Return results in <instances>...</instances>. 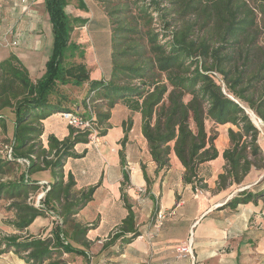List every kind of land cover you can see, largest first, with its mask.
Segmentation results:
<instances>
[{
  "label": "trees",
  "instance_id": "16d2710c",
  "mask_svg": "<svg viewBox=\"0 0 264 264\" xmlns=\"http://www.w3.org/2000/svg\"><path fill=\"white\" fill-rule=\"evenodd\" d=\"M95 1L110 23L111 71L106 78L100 74L89 79L79 104L83 110L72 91L78 85L83 89V76L70 75L66 67L74 24L60 0L43 1L53 32L44 72L33 78L14 53L0 60V200L8 201L6 209L13 214L9 224L16 230L0 233V255L13 252L28 264H66L64 253L85 255L70 240L85 248L89 244L88 226L74 215L92 199L94 186L76 190L72 173L63 169L67 157L80 156L74 146L88 142L89 131L67 124L66 136L48 134L43 143L42 121L53 112L91 118L103 134L102 126L118 102L139 111L156 171L168 167L173 151L184 167L183 181L194 190L207 187L200 165L218 156V132L207 129L208 120L215 126H236L227 128L216 190L241 184L251 169H264L260 132L247 113L249 109L264 124V0ZM156 18L162 22L160 30L152 27ZM92 72L84 77L96 74ZM119 154L123 163L121 150ZM43 170L53 176L48 186L31 177ZM128 180L123 171L121 184ZM122 197L127 214L103 246L117 239L127 243L140 234L132 206L126 194ZM260 197L264 186L254 192L243 189L222 207ZM48 210L60 222L45 235L30 233L28 226L36 217L48 216Z\"/></svg>",
  "mask_w": 264,
  "mask_h": 264
},
{
  "label": "crops",
  "instance_id": "0c3cea01",
  "mask_svg": "<svg viewBox=\"0 0 264 264\" xmlns=\"http://www.w3.org/2000/svg\"><path fill=\"white\" fill-rule=\"evenodd\" d=\"M2 8L0 31L13 26L15 18L17 20L20 14V7L8 8L5 5ZM14 24L20 43L12 47L0 45V48L7 53L6 56L14 53L27 67L29 74L33 78L38 77L44 72L47 59L43 61L39 57L36 60L28 46L33 42L31 33L40 30V22L33 17H25ZM40 69L42 72L39 75L33 72ZM103 71L101 75L108 77L111 65ZM88 81L83 83L80 91L77 86L72 87L77 108L81 110L83 107L79 104ZM42 123L43 143H46L48 134L58 138L68 134L69 127L59 111L48 115ZM218 125L214 127L218 132L214 141L218 156L200 165L199 175L204 177L207 187L195 191L183 181L184 167L173 151L169 154L168 167L156 171V163L150 156L141 132L140 112L118 102L110 110V117L102 126L104 133L99 135L97 142L88 140L76 143L74 150L80 156L67 157L64 162V172L72 173L76 190L94 186L92 199L74 215L76 221L88 226L85 238L89 244L85 248L70 240L75 247L83 248L85 255L64 253L66 264H264V198H257L256 202L240 203L233 208L222 207L243 189L251 192L260 190L264 186V169H255L263 170L255 179H252L254 169H251L241 184L215 190L217 175L224 165L222 151L228 146L227 128L234 126L230 123ZM124 130L126 140L122 144ZM219 138L221 146L217 143ZM123 171L129 177L125 184H121ZM31 177L46 183L53 182L49 170L36 172ZM123 194H126V200L135 213V226L144 235L127 243L117 239L103 246L127 214ZM156 208L166 213L162 225L157 229L151 223ZM47 218L36 217L28 226V231L45 235L50 230ZM190 233L194 239L193 258L176 259L174 245ZM6 257L9 260L0 259V264H28L13 252L6 254Z\"/></svg>",
  "mask_w": 264,
  "mask_h": 264
},
{
  "label": "rangeland",
  "instance_id": "374dc122",
  "mask_svg": "<svg viewBox=\"0 0 264 264\" xmlns=\"http://www.w3.org/2000/svg\"><path fill=\"white\" fill-rule=\"evenodd\" d=\"M2 1H3L2 2L3 8L5 5L8 8L11 7L12 4L11 0H2ZM43 1L44 0H33L31 7L34 9V13L31 14L30 16H26V18L33 17V19H38L40 22L39 24L40 30L31 33V40L33 38V42L31 43L30 46H28V48L31 51V53H33V56H35L36 60L37 59L39 60L40 57L41 59L43 58V61H45L51 53L53 32L51 28L50 16L45 8ZM60 2L63 6L65 13L71 18L74 24L73 31L70 35V44H72V49L68 50L66 55V65H67L66 67L68 69V73L70 75L71 74L78 75L74 77H78L79 79L80 77L83 76L82 77L83 82L89 80L94 76L95 77L100 76V74L104 72L103 70H108V68H110L111 32L109 27L110 23L108 24L109 19L106 11L103 9L102 5L95 0H60ZM17 20L19 21L20 18L18 17ZM17 20L15 18L14 23L17 24L18 22ZM14 23L13 26L15 27ZM161 26H162V22H160L157 18L154 19L152 23V27H154L157 30H160ZM4 31L5 30L0 31V36L3 35ZM36 38L38 39L35 40ZM0 55H1L0 59H2L7 55V53L2 48H0ZM41 66L42 65L37 67L40 68ZM38 70L33 72H38L37 75H39L42 72V70L41 69L40 71ZM91 71H95L92 73H96V74H90L88 75V77L86 76V78H84V75L86 73H91ZM79 86L80 85H78V87ZM247 111L249 112L252 118L253 117L252 115H254L252 111H250L249 109H247ZM252 121L259 129L260 134L258 137V143L260 144L264 152V124L257 117L255 119L252 118ZM214 127H219V125L215 126V124L211 123V121L208 120L207 129L211 130L214 129ZM232 127L233 129H236L235 126ZM99 135L102 136V134ZM2 137H3L2 134H0V139ZM217 143L219 146H221L220 138L219 140L217 139ZM261 171L263 172V170L254 169L252 179L258 177ZM50 180L52 181L53 178ZM42 184L46 185L47 183L42 182ZM197 189L201 190L202 188H197ZM7 203L8 201L5 199L0 200V233L1 234H10L16 232V230L12 227V225L9 224V221L13 218V214L10 210L6 209ZM47 219H48L47 221H49L50 223V226L48 227H50L51 229L52 226L57 222L51 216H48ZM7 254L10 255V252ZM0 259L2 261L9 260L8 257H6V254H1Z\"/></svg>",
  "mask_w": 264,
  "mask_h": 264
},
{
  "label": "built area",
  "instance_id": "2783aa9c",
  "mask_svg": "<svg viewBox=\"0 0 264 264\" xmlns=\"http://www.w3.org/2000/svg\"><path fill=\"white\" fill-rule=\"evenodd\" d=\"M33 0H13L11 7H20L19 18H25L26 16H30L34 13V9L32 6ZM3 1L0 0V9L3 7ZM6 2V1H5ZM14 26H10L5 29L2 36H0V45L2 46H17L20 43L19 36L14 32ZM60 115L65 119L66 123L78 130L89 131L88 138L92 142H97L99 138V130L96 128L93 123L90 121L91 118L83 117L79 114L73 113L71 111H61ZM10 148L7 147L8 153H10ZM21 162H27L26 160H20ZM44 183L45 181H40V183ZM48 186V183L46 184ZM195 191H198L196 188ZM44 191L37 194L35 198V205L40 204V199L44 195ZM48 216H51L56 222H60L59 217L53 210L47 211ZM166 216L164 210L160 208H156L154 212V216L152 218V226L154 228H159L162 225V222ZM144 234L141 233L137 235V237H142ZM149 235V233H147ZM151 237V235H150ZM193 234L190 233L184 240L177 242L173 247L174 257L176 259H184V258H193ZM160 264H167L166 262H162Z\"/></svg>",
  "mask_w": 264,
  "mask_h": 264
},
{
  "label": "bare ground",
  "instance_id": "6f19581e",
  "mask_svg": "<svg viewBox=\"0 0 264 264\" xmlns=\"http://www.w3.org/2000/svg\"><path fill=\"white\" fill-rule=\"evenodd\" d=\"M252 116H253L252 118H254V119L256 118V117H254L255 115H252ZM259 125H260V124H259Z\"/></svg>",
  "mask_w": 264,
  "mask_h": 264
},
{
  "label": "water",
  "instance_id": "95a60500",
  "mask_svg": "<svg viewBox=\"0 0 264 264\" xmlns=\"http://www.w3.org/2000/svg\"><path fill=\"white\" fill-rule=\"evenodd\" d=\"M247 113H249L248 111H247ZM250 115V114H249ZM251 117V116H250ZM251 120H252V118H251ZM253 122V121H252Z\"/></svg>",
  "mask_w": 264,
  "mask_h": 264
}]
</instances>
